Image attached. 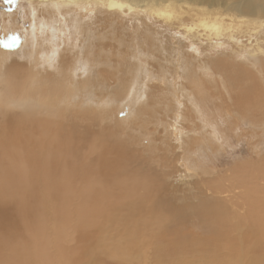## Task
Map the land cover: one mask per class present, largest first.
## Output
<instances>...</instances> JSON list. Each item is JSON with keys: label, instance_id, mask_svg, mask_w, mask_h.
<instances>
[{"label": "bare ground", "instance_id": "6f19581e", "mask_svg": "<svg viewBox=\"0 0 264 264\" xmlns=\"http://www.w3.org/2000/svg\"><path fill=\"white\" fill-rule=\"evenodd\" d=\"M27 1L28 4L30 3L32 10L35 11V14L38 15L39 21H37V17H34L38 23H34L37 25L35 28L33 27V31L29 32L30 37L28 41H26V50L23 52V55H19L20 57L18 53H20L21 50H19L21 43L16 52L9 51L7 47L4 46L7 44V37L4 29V19L0 16V136L2 134H7L9 130H11V132L13 131L18 136V138H16L17 141L14 142L8 141L7 138L3 139L4 141H0V160L8 164V166L4 165L2 177L0 178V212L1 205L6 201H10V203L15 204L17 207H21L23 210H30L31 204H29L27 200L35 194V190L38 187V182L35 181L34 176L42 175L44 177L43 180L46 179L50 181L51 179L46 178L48 173L53 175V177L57 176L59 179H53L55 182L51 181L52 184L48 182V185L42 193L49 199L54 197L53 200L60 199V202H62L52 207V210L54 208L59 215L57 227L60 228V225L65 226V224H69L70 218L68 212H71L73 209L74 224L72 225L76 228V241L77 243H81V245H79L80 252L78 251V256L88 258L86 262H82L84 264H91L92 262L93 264H99L96 261L102 260V258H107L112 262L108 264H122L121 262L124 260L138 261L140 264H171L170 259L172 258L176 260L172 264H193L195 258L201 259V263L198 264H217L216 262L207 261L210 259L208 254L216 257H223L225 259L228 258L229 260L227 261H231V264H244L245 261H247V264H254L252 260L259 257L257 255L261 254L264 258V188L257 192L258 190H254L256 187L250 182V184H247L244 188L245 190L240 192L241 194H238L236 191L238 195L233 193V197L229 196V198H226L225 195H220L223 190H225V188H222L224 187L223 183H226L225 177H222L223 182L222 180L219 181L220 178L215 182L214 179H208L210 176L209 173V175L207 174L208 176L204 173L206 175H204L205 178L203 177L202 181L199 180V187H195L194 184L197 183H194V181L190 179L194 176L193 172L195 173V165L192 164L186 167L182 164V160L180 162L177 161L176 163L178 165H176L180 167L179 170V167L177 168L175 163L169 161L167 158L170 152H168L169 150L166 148L165 155L161 154L158 159L154 158L155 156L152 155L156 148L148 151V155L146 156L148 160H145L138 152L140 142L142 141V134H135V130L126 131L123 121L117 119V108H109L107 104L103 103L104 100L100 96H109L118 99L129 98L132 102L128 106H132L131 114L136 117H140L139 115L143 116L144 113H154L158 115L159 110H163L161 108L163 106L160 104H169L165 110L170 112L173 110V112H175V110L179 109L181 106L187 107V103H189L188 98L190 97L192 99L191 101H193L191 106L197 109L196 112L200 111L201 114L202 111V114L198 117L205 122L210 130H212L215 129V125L213 124L215 121H213L214 119H212L209 114H212V110L213 113L216 112V114L218 111H216L217 106L215 102L211 101L210 103V100H207L208 98L211 99V94L209 92L212 93V97L216 95L214 90L211 91L209 87L207 88V81L205 83L204 79L196 80V84L198 85V90L196 91L193 90L194 83L182 84L179 88L174 90H176L177 93L184 91L186 94H189V97H187L185 93H182L185 95L177 94L178 101L176 102L175 100L177 99L174 98L173 101L170 99L169 102L167 99L168 96L156 93L157 91L155 92L153 89L149 88L144 80L145 75L154 77V74H161L160 70H157L153 66L155 63L150 60V56H152L154 52V47L151 43L153 39L151 37L145 36V39L139 34L141 46H143L142 53H140L138 57L136 55L137 62L135 63L133 71H130V77L124 78L123 76L126 75L127 72H123L120 77L111 81L110 79L104 78L101 74V72L106 70L105 67L108 65L106 63V54L110 44L105 40L109 35L107 32L103 33L102 31H96L95 34L93 33L92 35L86 33L84 30L89 33L92 30L89 24V22L92 24L91 18V21L88 22L87 19V21L84 22V19L88 17H84L82 20L83 16L80 15V18L76 20L74 25L76 28L75 34L81 33V35H83L85 33L87 37L83 39H86L88 43H82L81 38V43L72 41L68 43L63 39L55 41V39H53L54 34H51L47 30V26L58 19V15L63 17L67 10H71L72 8L74 10L76 8H81L83 13L85 12L86 14L90 13L94 8L101 9L104 13H108L107 11L110 10L111 13L117 14V17L120 18L121 16H127V14H137L136 11L141 12V7H144V9L146 8V10H149L155 16L164 19H169L173 17L172 14L177 15L178 12L179 14L183 12L190 13L194 21L192 20L193 25L191 28L187 26V30L192 32L195 27H200L203 29L200 35L204 36V38L207 37L208 40V38L215 37L219 34H232L233 36V33L236 32L234 31L236 26L239 29L242 25L247 26L248 29L256 28L258 25L263 26L264 0H224L221 7H215V4L210 0ZM141 13L146 15L143 11ZM72 16L74 18V15ZM136 16H138V14ZM179 17L181 16L178 15V18ZM150 19L149 16V20ZM118 22L119 24L121 23L119 20ZM118 22L116 21L117 24ZM169 25L172 26L171 24ZM100 27L104 28L103 26ZM120 27L121 29L118 27L120 31L118 30V34L116 35L117 38L119 34L123 35V32L127 33V25H120ZM113 32L111 37L113 36ZM255 32L259 33L257 31ZM183 34L185 36V34L188 33ZM190 34L192 35L193 33ZM235 36H238V33H236ZM122 37L124 38V36ZM169 41L170 40H168V44H171V41L170 43ZM240 47L242 48V46ZM257 47L259 48V46ZM143 48H145V52ZM259 55H261V53H259ZM19 58H24V61L21 60V62H19ZM201 60L202 59H200V61ZM179 61L180 60H178V62ZM78 63L86 66L87 69L83 67L84 70L86 69V75L81 76V73H79L77 76L74 74V69ZM205 63L204 61L202 64L205 65ZM248 64L251 65L250 63ZM259 65L264 69V65L257 64L256 66ZM205 67L207 70H210L209 66L207 67L206 65ZM212 68L211 69L216 73L220 72L219 68ZM167 69L169 70V68ZM182 72L184 73V71ZM187 72H189V70H186L185 74H187ZM209 72L211 73V71ZM262 74H264V70ZM170 75L172 74L170 73ZM181 76L182 75H180V79ZM212 78L208 76L206 79L210 80L214 88H220L219 80L217 79L214 81ZM159 79L162 81V77ZM102 80L104 81L103 83ZM164 82H166V79H164ZM176 82L179 84L178 81ZM94 83L98 86H106L107 91L99 92L95 89L94 95ZM115 86L116 88L114 90L113 88ZM221 86L223 87L222 84ZM85 93L86 95H84ZM230 93H226L225 97H222V100L226 104H228V102H234V98L230 96ZM217 94H219V91ZM209 103L213 104V106H210ZM188 107L190 108L189 105ZM211 107H214L215 110ZM182 108L183 107H181V110ZM209 108H211V110ZM237 108L239 109V107ZM190 109H192V107ZM230 109L231 107H229V110ZM182 111L184 112V110ZM148 114H146V116ZM240 114L243 116L248 114L250 117V110H247L243 106ZM168 115L169 114H167V116ZM148 117L150 118V116ZM154 119L157 120V118ZM134 120L136 121V119ZM180 120H182V118ZM128 121H130V119ZM248 121L258 122L254 117L249 118ZM130 127L133 129L136 128L132 121L130 122ZM154 127L156 126L154 125ZM212 131L209 134H212ZM153 132L154 131H152V133ZM35 133L37 136L33 138ZM161 133L160 130V134ZM176 133H178V131L173 134L176 136ZM213 134L212 136H214ZM165 136L167 135L165 134ZM188 136L185 135L186 138ZM195 136L197 135L193 137ZM204 137H202V139ZM169 138L165 137L167 140ZM192 138H190V141ZM155 139L160 138L155 136ZM171 139H173V137ZM167 140H165V142ZM185 140L186 139H184V142ZM34 141L38 148L42 150V155L39 156L38 159L37 155H35L37 154L36 150H32L28 145L29 142L33 143ZM153 143H151V145ZM205 143H207L206 140ZM213 144L214 143H212V145ZM154 145H156V143ZM154 145L152 146L154 147ZM213 147L216 146L214 145ZM172 149L174 150V148ZM84 150H87L88 153H84ZM181 151H183V149ZM191 152L195 151L192 149ZM179 155L181 156V154ZM195 156L196 155H194V157ZM202 157L201 155V158ZM177 158L180 157L177 156ZM188 158L186 159L188 160ZM39 160L42 164H40V167ZM190 166L192 167L191 169L194 170L193 172L188 169ZM197 171L196 174L198 173ZM163 172L165 176L170 177L168 178L169 180L171 176L176 177L175 182L173 181L176 186L177 184L179 186L180 183L181 186L182 184L186 186V189H183L184 187L181 188L182 190L180 189V196L179 192L176 194L175 191H173L175 197L172 196L176 202L181 203L182 200L186 201L181 205L182 207H187L185 208L186 212H184V215H181V206L174 207V209L171 208L172 205L170 204L169 195L166 197L167 200H164L160 195L161 191L167 190L161 177L162 174L164 175ZM202 172L203 171H201V173ZM157 175H159L160 178L157 177ZM199 175L200 174H198V177ZM241 177H243V174ZM229 178L227 184L230 183L231 179H233L234 183L239 180L237 179V181H235L236 177L233 176V173ZM155 181H158V184ZM206 181H208L207 185ZM190 184L194 186L193 188L197 194L190 191L188 187ZM236 186L237 184L235 187ZM113 190L117 192L114 195L111 193ZM176 190L178 191V188ZM252 190H254V193H251ZM170 191H172V189H170ZM235 196L236 199H233ZM18 199H24L25 201ZM196 200L199 202L195 203ZM221 201L229 202V204H221ZM44 202L45 201H43L42 204ZM180 203H176V205ZM66 204H71L72 209L69 210L66 208ZM218 205H222L224 209L227 210L216 209ZM43 210L44 209H42L41 212H43ZM160 211L162 213L169 212V215L172 216V220L169 221L168 216L161 215ZM156 213H158V216H155ZM185 214L187 216H185ZM189 218L193 220L191 225L194 227L200 225V227L204 226L209 228L211 226L210 228L215 235V241L212 243V247H210L211 245L204 246V244L202 246L201 244L203 241H198L196 243L191 239L189 240L188 238L177 236L179 228L181 229V222ZM175 221L179 224H176L177 230L175 233L170 232V228L174 227ZM197 221H199L198 226ZM199 229L203 230L202 228ZM163 236L165 238H163ZM85 242L87 243L85 244ZM41 244L42 241L38 242V245L30 254L42 258L43 252H41ZM254 254L256 257L253 258ZM238 258L240 260H238ZM257 259L258 258H256V260ZM81 260H83V258ZM228 262L227 264H229ZM0 264L10 263L0 257Z\"/></svg>", "mask_w": 264, "mask_h": 264}, {"label": "rangeland", "instance_id": "374dc122", "mask_svg": "<svg viewBox=\"0 0 264 264\" xmlns=\"http://www.w3.org/2000/svg\"><path fill=\"white\" fill-rule=\"evenodd\" d=\"M210 1L215 4V7H221V4L224 0H210ZM30 6L31 5H30V3L28 4L27 0H18V3L13 5L11 7V10H9L3 5L2 2H0V13H1L0 16H2L4 19L3 23H4V29H5V33H6V37H7V45H9L7 47V49L9 51L11 50V51L16 52V51H18V48H19L20 43H21L19 50L21 49L22 52L20 50V53H18V56L23 55V52L26 50V46H27L26 41H28V39L30 37L29 32L33 31V27L35 28V26L37 25L34 23H38L37 21H39L38 15L35 14V11H33ZM183 6H185V5H183ZM136 7H138V6H136ZM139 8H140V6H139ZM140 10H141V12L143 11L146 15H144L140 11L139 12L136 11L138 16H136L137 15L136 13H133V15L127 14V16L126 15L123 17L119 16L120 18H118L117 14H114L113 12L111 13L110 10L107 11L108 13H104V11H101V9L94 8L92 10L93 12L90 11V13L86 14L85 12L83 13L81 8H76L75 10L72 8L71 10H67L66 14L63 17L58 15L59 16L58 19H56L54 22L50 23L49 26H47V30L51 34H54L53 39H55V41L63 39L68 43L71 41L79 43L80 40L82 39V41H81L82 43H88V42H86L87 41L86 39L85 40L83 39L84 37L85 38L87 37L85 35V33L83 35H81V33L75 34L76 28L74 25H75L76 20L78 18H80V15L83 16L82 20L84 19V17L85 18L88 17V18L84 19V22L87 21V19H88V22L91 21V19H92V24H91V22H89V24L93 27L92 28L90 26V28L92 29L91 30L92 33L91 32L89 33L88 31L84 30L86 33H88L89 35H92L93 33L95 34L96 31H102L103 33L107 32V34L109 35L107 37V39L105 40L106 42H109V44H110V46L108 48V52L106 54V57H107L106 63L108 65H107V67H105L106 70L104 72H101V74L103 75L104 78L110 79L111 81H114L115 79H117V77H120L123 72L124 73L127 72V74L123 76L124 78L130 77V71H133V69L135 67V63L137 62V57L140 55V53H142L141 51H142L143 46H141V42H140L141 38L139 39V34L142 35L143 38H145V39H146L145 36L151 37L153 39V41L151 43L153 44L154 52H153L152 56H150V60H151V62L155 63V64H153V66L157 70H160L161 74L160 75L154 74V77L145 75L144 80L146 82V85L149 88L153 89L155 92L157 91L156 93H160L162 95L164 94L163 96H168L167 99L169 100V102H170V99H171V101H173L174 98L177 99V100H175L177 102L178 101L177 94L178 95H180V94L185 95L186 92L181 91V92L177 93V91L174 89L179 88V86H181L182 84L185 85L186 83H194L193 84V86H194L193 90L196 91V90H198L197 89L198 85L196 84L197 83L196 80L204 79L205 83L207 81V83H206L207 88L209 87V90H211V91L214 90L215 94L217 95V96L214 95L212 97V93L208 91L211 94L210 96H211L212 100L210 98H208L209 96L207 97L208 98L207 100L208 101L210 100L209 101L210 103H211V101L215 102V105L217 106L216 111H218V113L217 114H216V112L213 113V110H212V114H209L210 117L212 119H214L213 121H215L217 123L216 124L215 122H213V124L215 125V129H212L213 131L210 130V128L205 124V122L200 117H198L202 114V111L200 114V111L196 112L197 109H195V107L191 106L193 101H191L192 99L188 96L189 94H186V96L189 97L188 98L189 103H187V107L189 105L190 108L192 107V109H190L189 107L187 108L186 106H185L186 108L184 106H181L184 108V109L182 108V110H184V112L181 110V107H179V109L175 110V112H173V110H171L173 112L172 113L168 110H165V108L169 104H163V105L160 104L161 106H163V107H161L163 110H159L158 115L154 114V113H149V114L144 113L143 116L139 115L140 117L132 116V114H131V110H132L131 107L132 106H128V105H130V103L132 101L129 98L128 99H118V98L109 97V96H107V97L103 96L102 97V95H100L101 98L104 100L103 103L107 104V106L109 108H113V107L117 108V111H116L117 119H120L121 121H123L125 128H126V131L127 130H130V131L135 130L134 131L135 134H142V137H141L142 141L140 142L138 152L140 153V156L145 158V160H148L146 158V156L148 155V153H147L148 151L154 150L156 148L155 152L152 155L155 156L154 158L158 159L161 154L165 155V152H166L165 148H166L167 150H169L168 152H170L168 154L167 158L169 159V161H173V163H175V166L177 168L179 166H177L178 164L176 162L177 161L180 162L181 160H182L181 161L182 164L185 165L186 167H189V165H192V164L195 165V173L193 172L194 170L191 169L192 168L191 166H190V168H188V169L192 170V172L194 174V176H193L194 178L192 177L190 179H192L194 181V183H197V184H194L195 187H199V180L202 181L203 177L205 178V176L209 173L210 176L208 177V179L209 178L214 179L215 182L218 181V178H220L219 181L222 180V177L226 178V181H225L226 183H223L224 187H222V188H225V190H223V192L220 194L221 196L225 195L226 198H229V196L233 197L232 196L233 193L235 195L241 194L240 192H242V190L244 191L245 190L244 188L246 187L247 184H250V182L252 183V185H254L256 187V188H254V190L256 189L255 191L258 190L257 192H259V190H262L264 188V81H263L264 80V74H262L264 69H262L260 67V65L259 66H256V65L257 64L264 65V62H263L264 61V25L263 26L258 25V27H256V28H249V29L247 28V26L242 25L240 27L241 30L239 28H237V26H236L235 30H234L236 32L233 33V36H232V34H228V35L227 34H221V35L219 34L215 37L213 36L211 38H208V40H207V37L204 38V36L200 35V32L203 31L202 28L195 27V29H193V31L191 30L192 32H190V30H187V28H188L187 26H189L191 28L193 25V21H194L191 18L190 13L183 12L182 14H179V12H178L177 15L172 14L173 17H171L169 19H164L162 17L155 16L149 10H146V8L144 9V7H141ZM144 10H146V11H144ZM72 15H74V18ZM148 15L150 16V18L152 20L151 19L149 20ZM178 15L181 17L178 18ZM34 17L35 18L37 17V21H36V19H34ZM60 17L62 18V20ZM63 18H65V19H63ZM154 18H157V19H154ZM64 20H66V21H64ZM118 20L121 21L122 24L121 23L119 24ZM116 21L118 22L119 26L116 23ZM135 21H136V23H135ZM176 22H178V23H176ZM161 24H163V25H161ZM169 24H171V25L174 24V25L170 26ZM120 25L121 26L127 25V27L130 28L131 30L127 28L126 29L127 33L123 32L124 34L123 35L119 34V37L117 38L116 35L118 34V30L121 29ZM100 26H103L104 28H102ZM58 27H60V28H58ZM118 27H119V29H118ZM185 28H186V30H185ZM183 29H184V31H183ZM174 31H175V33H174ZM181 31H182V34H181ZM255 31H257L259 33H256ZM112 32H113V36L111 37ZM183 33H188V34H185V36H186L185 37ZM190 33H193V34L191 35ZM236 33H238V36H235ZM79 35H80V37H79ZM14 36L18 37V40H13ZM57 36H58V38H57ZM122 36H124V38ZM191 36H193V37H191ZM112 38H114V39H112ZM165 38H167V39H165ZM121 39H123V40H121ZM168 40L171 41V44H168ZM170 41H169V43H170ZM159 42H160V44H159ZM54 45H53V47H54ZM158 45L159 46L161 45V46L159 47ZM240 46H242V48ZM248 46H250V47H248ZM257 46H259V48ZM80 47H81V45H80ZM183 47H184V49H183ZM246 48H248V49H246ZM256 48H257V51H256ZM144 49L145 48H143V51H144ZM169 49H171V50H169ZM259 53H261V55H259ZM136 55H137V57H136ZM255 56H256V58H255ZM179 57H180V59H179ZM172 58H175V59H172ZM199 58L202 60L200 61ZM207 58H209V59H207ZM23 59L24 58H19L18 61L19 60H20L19 62H21V60L24 61ZM206 59H207V61H206ZM168 60L170 63L168 62ZM178 60H180V61L182 60V61L178 62ZM204 61L206 62L205 65L202 64ZM254 62H255V64H254ZM164 63L166 64V66ZM248 63H250L251 65H249ZM173 64H174V66H173ZM180 64H182V65H180ZM232 64H233V66H232ZM206 65H207V67L209 66L210 70L206 69V67H205ZM83 67L86 68V66L78 63V65L74 69V74L77 76L79 73H81L80 74L81 76L86 75V69L87 68L84 70ZM175 67H176V69H175ZM212 67L219 68L220 72L216 73L214 70H212L213 69ZM167 68H169V70ZM186 70H189V72H187V74H185ZM182 71H184V73ZM209 71H211V73H213V74H211ZM169 72L172 75H170ZM167 73L169 74V77H168ZM181 73H183L184 75ZM173 74H174V77H173ZM180 75L183 76V77L181 76L182 80L180 79ZM184 76H185V78H184ZM186 76L189 77V80H188V77H186ZM208 76H209V78L214 77V78H212L214 81H216L218 79L220 88L219 87H218V89L214 88V86H212V83L210 82V80L206 79V78H208ZM161 77H162V81H160L161 79H159ZM164 79H166V82H164ZM186 79L188 82L186 81ZM155 80H156V82H155ZM158 81L160 82L161 85L159 84ZM176 81H178L180 85ZM103 82L104 81L102 80V83ZM220 82L224 88L221 86ZM104 85H106V84H104ZM161 86H163V87H161ZM104 87H106V86H98V85H95V83H94L93 94L95 95V93H94L95 89H97L99 92H106L107 87L106 88H104ZM230 87H232V88H230ZM115 88H116V86L113 89L115 90ZM225 88H227V89H225ZM216 90L219 91V94H217L218 91H216ZM182 93H185V94H182ZM226 93L227 94L230 93V96L232 98H234V102H228V104L224 103V101L222 100V97H225ZM84 95H86V93ZM96 95H99V94H96ZM220 96H221V99H220ZM200 101H202V100H200ZM260 102H261V104H260ZM221 103H223V104H221ZM210 106H213V104H210ZM243 106L247 110L248 109L250 110V117L248 116V114H245L244 116L242 114H240L241 110L243 109ZM229 107H231V109H230L231 111L229 110ZM237 107H239V109ZM211 108L214 109V107H211ZM211 108H209V109L211 110ZM184 113H185V115H184ZM146 114H148V115L146 116ZM167 114H169V115L167 116ZM148 116H150V118ZM181 116H183V117H181ZM215 116L216 117L218 116V117L216 118ZM227 116H228V118H227ZM260 116H261V119H260ZM169 117L171 120L169 119ZM251 117H254V119L256 121L258 120V122L248 121L249 118H251ZM154 118H157L158 121ZM164 118L167 122L164 120ZM181 118H182V120H180ZM129 119H130V121H128ZM134 119H136V121ZM143 119L145 120V122ZM221 120H223V121H221ZM131 121L136 126L135 129L130 127ZM160 122H161V124H160ZM177 123H179V124H177ZM154 125L156 127H154ZM171 125H173V126H171ZM205 125H206V127H205ZM127 127L131 128V129H129ZM182 127H183V129H182ZM196 127H198V128H196ZM202 129L204 132L202 131ZM160 130L162 132L161 134H160ZM171 130H172V132H171ZM152 131H154V132L152 133ZM177 131H178V133H176V136H175V134H173V133L177 132ZM205 131L207 132V134ZM211 131H212V134L214 133L213 134L214 136H212V134H209V133H211ZM9 132H11V130H9ZM9 132L7 134H4V135L2 134L0 136V141H4L3 139H6V138L8 139V141H11V142L17 141L16 138H18V136L13 131L11 133H9ZM163 132H164V134H163ZM190 132L192 135L190 134ZM165 134L167 136H165ZM179 134H180V136H179ZM168 135L170 136V138ZM185 135L186 136L189 135L187 137L188 139L185 137ZM194 135H197V136H195L196 138L193 137ZM35 136H37L36 133H35V135H33V138ZM155 136L157 138L159 137L160 139H155ZM165 137L166 138L168 137L169 139L167 140V139H165ZM172 137H173V139H171ZM189 137L192 138L191 141H190ZM202 137H204L203 139H205L207 143H205V140H203ZM210 138H211V140H210ZM184 139H186L185 140L186 143L184 142ZM157 140H159V141H157ZM165 140H167V141L165 142ZM208 140H210L211 142ZM215 140H216V142H215ZM30 141H32V140H30ZM171 141H172V143H171ZM188 141L190 144L188 143ZM150 142L151 143L154 142L152 145H154L155 143H156V145H154V147H153ZM169 142H170V144H169ZM33 143L29 142L28 145L31 147L32 150L33 149L36 150L37 154H35V155H37V159H38V157L42 155V150H40L38 148L35 141ZM174 143H175V146H174ZM201 143H205V144H201ZM212 143H214V144L212 145ZM146 145H147V147H146ZM157 145H158V147H157ZM167 145H169V146H167ZM214 145L216 147H213ZM176 146H177V148H176ZM157 148H159V149H157ZM160 148H162L163 150ZM172 148H174V150L176 149L175 153H174V150ZM191 148L195 152H191V150H192ZM182 149H183V151H181ZM187 150H189V151H187ZM143 152H144V154H143ZM187 152L189 153V155L190 154L191 155L189 156ZM84 153H88L87 150L86 151L84 150ZM178 153L181 154V156ZM186 155H188V156H186ZM194 155H196L195 157L198 160L194 157ZM201 155L203 156L202 158H201ZM177 156L180 158H177ZM192 156H193V159H192ZM186 158H188V160ZM191 159H192V161H191ZM38 162H39V167H40V164H41L40 160ZM188 163H190V164H188ZM4 165L8 166V164L5 161L0 160V178L2 177V171H3ZM203 168H205V169H203ZM178 169L180 170V167ZM196 169L197 170L199 169V170L197 171ZM200 170L203 172L201 173ZM196 171L198 172L197 174H196ZM232 173H233V176L236 177L235 181H237V179H239V180L234 183L233 179H231L230 183L227 184L229 179H230L229 176ZM198 174H200L199 177H198ZM201 174H202V176H201ZM242 174H243V177H241ZM157 177L160 178L159 175H157ZM161 177H162V181L165 183V186L167 188V190L165 189V190L161 191V193L163 195L160 193V195L163 197V199L167 200L166 197L169 195L168 197L170 199V204L172 205L171 208H173V209H174V207H178V206L183 205V203H185L186 201L182 200L181 203L176 202L172 196L175 197V194L173 191H175L176 194H178L177 192L181 191L182 190L181 188H183V187H184L183 189H186V186H184L183 184L181 186V183L179 186H178V184L176 186V184L174 183L175 178H176L175 176L174 177L171 176V179L169 180L168 178H170V177L165 176V173H164V175L162 174ZM34 178H35V181L38 182V187L35 190V194L32 197H29L30 199L27 200V202H29V204H31L30 210L29 209L23 210L21 207H17L15 204L10 203V201H6L1 205V212H0V257L9 261L10 264H84L82 262L83 261L86 262V260L88 258L83 257V256H81V257L78 256L79 255L78 253L80 252L79 251L80 250L79 245H81V243L80 242L77 243V241H76L77 234H76V228L72 225V224H74V216H73V209L71 207V204H66V208H68L69 210L72 209L71 212H68V216L70 218L71 223L69 222V224L67 223V224H65V226L60 225V228H59V227H57L58 222H59V215L54 210V208L52 210V207H54L58 203L60 204L62 202H60V199L53 200L54 197H51L49 199L48 197H46L45 194L42 193L44 191L45 187L48 185V182H50V184H52V182H55L53 179H59V178L57 176L53 177V175L48 174V173H47L46 178L51 179L50 181H47L46 179L43 180L44 177L42 175H39V176L36 175V176H34ZM155 182L158 184V181H155ZM222 182H223V180H222ZM171 183H173V184H171ZM238 183H240V184H238ZM207 184H208V181H206V185ZM236 184H237V186L235 187ZM169 185H170V187H169ZM188 187L192 193L197 194V192L194 190V188H193L194 186L192 184L188 185ZM230 187H233V188H230ZM177 188H178V191L176 190ZM170 189H172V191H170ZM232 189H233V191H232ZM254 190H252L251 193H254ZM236 191L238 192V194ZM111 193L114 195L117 192L115 190H113V191H111ZM179 196H180V192H179ZM239 198H242V197H239ZM233 199H236V196ZM233 199H231V200H233ZM18 200L25 201L24 199H18ZM43 201H45V202L42 204ZM197 202H199V201L196 200L195 203H197ZM176 203H180V204L176 205ZM221 204L227 205V204H229V202L221 201ZM44 205H45V207H44ZM217 207L218 208H216V209L227 210V209H224V207L222 205H218ZM219 207H221V208H219ZM185 208H187V207L181 206V209H180V211H182L181 215H184V212H186ZM42 209H44L43 212H41ZM173 209H171V210H173ZM160 214L163 216H166V217L168 216L169 221L172 220V216L169 215V212L168 213H162L160 211ZM155 216H158V213H156ZM185 216H187V215L185 214ZM192 221L193 220L189 218V219L181 222V224H180L181 229L179 228V232H178L177 236L185 237V238H188L189 240L191 239L192 241H195L196 243L198 241H203V243L201 244L202 246L204 244V246H210L211 245L210 247H212L213 246L212 243H214V241H215V235L213 234V230L210 228L211 226L210 227L208 226L209 228L204 227V226L200 227L199 221H197V226L198 225L199 226L194 227L191 225ZM176 224L179 225L178 222L176 223V221H175V225H173L174 227L173 228L171 227L170 228L171 230L169 229L170 232H174V233L176 232V230H177ZM199 228H202L203 230H200ZM204 230H205V232H204ZM163 238H165V237L163 236ZM40 241H42V244H41V252H43L42 258L41 257L38 258V257L34 256V254H30L35 249V247L38 245V242H40ZM86 243L87 242H85V244ZM255 254H254L253 258L256 257ZM208 255L210 256V259L207 260L208 262H216L217 264H227V262H228L227 260H229L228 258L225 259L223 257H216V256H212L210 254H208ZM257 256H259V257H256V258H258L257 260H256V258L252 260L254 262V264L255 263L264 264L263 255L261 254V255H257ZM82 258H83V260H81ZM238 260H240V259L238 258ZM175 261L176 260L174 258L170 259L171 264ZM252 261H251V263H252ZM96 262H98L99 264L112 263L107 258H102V260H99ZM121 263L122 264H140V262H138V261L134 262L131 260H124ZM198 263H201V259L195 258L193 260V264H198ZM228 263L231 264V261H229ZM91 264H93V262ZM244 264H247V261H245Z\"/></svg>", "mask_w": 264, "mask_h": 264}, {"label": "snow or ice", "instance_id": "6c2138e0", "mask_svg": "<svg viewBox=\"0 0 264 264\" xmlns=\"http://www.w3.org/2000/svg\"><path fill=\"white\" fill-rule=\"evenodd\" d=\"M0 2H2L7 9L11 10V7L17 4L18 0H0ZM13 40H18V37L14 36ZM4 46L8 47L9 45L5 44Z\"/></svg>", "mask_w": 264, "mask_h": 264}]
</instances>
